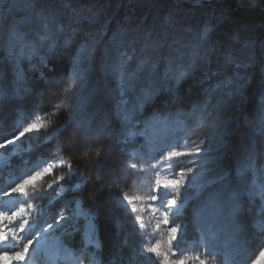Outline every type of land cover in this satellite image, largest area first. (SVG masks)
I'll use <instances>...</instances> for the list:
<instances>
[{
    "label": "rangeland",
    "instance_id": "obj_1",
    "mask_svg": "<svg viewBox=\"0 0 264 264\" xmlns=\"http://www.w3.org/2000/svg\"><path fill=\"white\" fill-rule=\"evenodd\" d=\"M219 1L221 0H209L213 4L211 12L217 16L223 15L229 23L221 29L218 35H223L233 27H241L243 35L239 43L233 44L232 51L236 58L249 63L246 69H240L241 73L246 71L248 74L243 89V99L234 100L224 110V127L221 133L226 132V147L222 159L225 167L234 169L245 154V149L254 148L255 166L260 169L264 167V136L257 134L260 127L257 109L261 103V94L264 93V3L254 0V3L249 5L245 2L243 4V0H236L245 7L241 12H237L235 7L219 4ZM27 3L28 0L0 2V136L11 135L14 126L23 128L26 123L31 122L34 118L32 114L35 112L40 116L41 131L34 132L33 135L45 139L32 142L37 145L38 150L28 143L22 147L9 145L7 150L0 149V163L2 162L0 183L3 182V186L0 187V211L24 208L25 213L22 215L29 220V225L32 227L35 224L39 225L41 208H44V217L47 222H52L53 215L61 209L64 210L63 215L72 218L66 228L51 235L45 243H41L42 248L39 247L41 244H34L30 248L35 253L32 254L31 260H28L29 264H51L44 255L40 259L38 255L41 249L47 250V248L48 259L53 264H70V260L75 264H101L95 254L100 245L93 219L94 230L89 226L88 217H93V214L84 213L78 195L69 197L67 180L55 185L53 189H48L46 183L43 185L38 183L35 189L37 198H27V202L23 196L15 194L13 198L3 196L4 188L16 183L38 163H42L43 157L53 155L51 162L55 165V171L64 174L65 177L68 175V169L66 163L62 164V158L65 162L79 161L94 172V181L90 185L92 200L98 213L111 215L109 217L116 224L117 246L125 252L128 264H141L136 256L140 240L132 218L125 210L120 196L121 194L146 196L150 185L154 184L155 180L154 172L147 167V162L150 160L155 162L164 150L162 149V137L166 127H170L169 143L178 138L188 137L189 144L191 141L204 140L205 147H207L209 134L217 124L216 119H206L205 126L198 127L195 126V122L188 116V113L192 106L204 98L205 88L215 87L217 77L212 73L220 71L231 75L233 67L223 68L222 56L219 53L214 54L210 63L197 67L191 76L180 82L176 92L179 100L176 103L169 104L168 93L161 91L154 100L146 103L142 111L134 115L132 122L127 125L122 122V117L115 115L113 101L103 94L105 89L113 88L114 84L110 77L105 76L99 59L87 73L80 96L73 95L70 99H65L64 89L68 85L63 82L67 74L71 72L72 56L77 52L78 45L89 33H95L101 29L108 19H111L112 23L108 26L104 43H107L108 37L112 35L117 22L126 17L131 18L129 23L135 27L138 17L147 16L149 23L156 20L159 24H163L164 18L171 15L174 22L169 28L180 44L174 45L172 49L165 47L162 55L175 57L177 53L174 49L182 44H188L195 35V31L188 33L179 29L187 28L188 20L210 17V12L192 5L191 0H183L181 7H175V0H173L172 4L157 8L136 7L131 0H60L58 10L49 8L45 14L56 12V25L65 29L66 36L72 37L71 47L66 51L52 54H46V50H40L31 59L24 58L19 62H14L8 55V38L11 31L17 30L22 39L31 44L37 43L39 36L43 34L38 25L21 23L27 15ZM256 8L261 14L253 13ZM73 18H79L81 23L75 24ZM89 20H95L96 23L90 24ZM73 27L79 29L75 34L72 33ZM63 39L62 36L61 43ZM102 48L103 44L101 51ZM16 51L19 52L20 49L17 48ZM24 51L27 53L30 49L25 48ZM183 51L186 55L183 60H176L177 69L182 63L186 65L189 58L187 53H190L191 49L185 47ZM41 57H44V63H41ZM56 65H59V69ZM166 67V61L161 60L157 68L160 77L164 76ZM206 73L207 79L205 78ZM93 89L101 90V95L95 100L90 99V92ZM73 91H79L78 79L73 85ZM78 99H82L86 106L81 119L86 121L88 128L94 130L102 122H107V128L103 134L98 138L92 136L86 145L83 142L89 139L90 132L80 126V121L73 123L71 128L67 127V117L70 113L75 114ZM54 104L60 107L56 108ZM166 108L174 115L167 123H164L161 122L162 118L156 119V116ZM177 112L180 114L176 115ZM190 126L194 127L196 135H189ZM182 128H184V134L181 133ZM69 136L73 138V142L67 143L66 146L65 142H68ZM77 137L79 140L76 139ZM19 144L20 142L17 141V145ZM57 145L61 150H57ZM215 147L213 143V148ZM192 159L194 158L182 157V163L179 166L173 164V171L176 172L179 167H192L193 165L188 163ZM131 163L143 165V170L138 171L126 167ZM46 180L48 183L51 182L50 178ZM102 184L105 190L98 192ZM28 190L33 191L31 188ZM70 191L75 192L76 190L70 189ZM183 198L182 195L181 200ZM252 199L254 203L246 206L248 209L246 216L249 221L254 216L258 217L260 213L258 207L261 203L260 196L257 194ZM146 204L145 198L134 201L133 206L144 207ZM182 211L188 212L187 209ZM137 215H140L142 222L146 224L148 246L159 242L162 250H165L167 229L162 227L156 230L153 227L154 217L150 211ZM82 221H85L86 225L80 240L82 243L80 254L76 255L64 243L69 241L68 239H71L70 241L74 244L79 243L78 234ZM0 227H3L5 234L8 235L7 248L5 249L3 244H0V264H19L21 259L15 253L22 251L25 233H20L13 222H0ZM189 227L191 229V225ZM90 230L91 233H89ZM42 240H44L43 234H41ZM53 244H56L59 249L56 263L50 259ZM261 249H264V234H261V230L255 224L248 223L239 237L225 229L218 232L216 254L214 258L209 259L208 264H252L253 261L258 264V261H263L259 255ZM35 254L37 256L33 260ZM52 256L54 258L56 255Z\"/></svg>",
    "mask_w": 264,
    "mask_h": 264
},
{
    "label": "snow or ice",
    "instance_id": "obj_2",
    "mask_svg": "<svg viewBox=\"0 0 264 264\" xmlns=\"http://www.w3.org/2000/svg\"><path fill=\"white\" fill-rule=\"evenodd\" d=\"M131 2L136 7L157 8L172 4L173 0H131ZM59 3L60 0H28L27 15L21 23L38 25L43 34L39 36L37 43L31 44L25 42L17 30L11 31L8 38V55L11 60L19 62L24 58L31 59L40 50H46V54H52L66 51L71 47L72 37L66 36L65 29L56 25V12L45 14L49 8L58 10ZM191 3L199 9L209 10L210 17L188 20L189 26L179 29L188 33L195 31V35L188 44H182L174 49L177 56L162 55L165 47L172 49L174 45L180 44L169 28L174 22L171 15L164 18L163 24H159L156 20L149 23L147 16L138 17L135 27L129 23L131 18L126 17L117 22L112 35L108 37L107 43H104L108 26L112 23L111 19H108L101 29L95 33H89L78 45L77 52L72 56L71 72L67 74L63 82L68 85L64 89L65 99H70L73 95L80 96L87 73L99 59L105 76L110 77L114 84L113 88L105 89L103 94L113 101L115 115L122 117V122L127 125L132 122V117L142 111L144 105L154 100L161 91L168 93L169 104L176 103L179 100L176 92L180 82L191 76L197 67L210 63L214 54L219 53L222 56L223 68L233 67L231 75L220 71L212 73L217 77L215 87L205 88L204 98L192 106L188 113L198 127H204L206 119H216L217 124L209 134L207 147L204 140L192 141L189 144L188 138H178L164 148L155 162L151 160L147 162V167L154 172L155 180L154 184L150 185L146 196L127 194L120 196L140 240L136 256L141 264H208L209 259L215 257L219 231L227 229L239 237L245 231L247 224L251 222L261 230V234H264V167L256 168L255 149L246 148L245 154L234 169L225 167L222 159L226 147V132L221 133L224 127V110L234 100L243 99V89L248 76L246 71L241 73L240 69H246L249 63L236 58L232 51L233 44L239 43L243 29L236 26L223 35H218L229 21L223 15L217 16L211 12L213 4L209 0H191ZM245 3L251 5L254 0H245ZM260 3H264V0H260ZM181 6H183V0H175V7ZM73 22L77 25L81 23L79 18H73ZM89 23L93 24L96 21L89 20ZM78 30L73 27L72 33L75 34ZM62 36L64 39L61 43ZM185 47L191 49V52L187 53L189 58L186 65L182 63L177 69L176 60H183L186 55L183 51ZM17 48L20 49L19 52L16 51ZM25 48L30 51L26 53ZM161 60H165L167 65L163 77H160L157 72ZM41 63H44V57H41ZM205 78H208L207 73ZM77 79L79 91L74 92L73 85ZM99 95L101 90L93 89L90 92V99L95 100ZM53 106L60 107L58 104ZM85 107L82 99H78L75 114L70 113L67 117L68 128H71L76 121H80V126L90 132L89 139L83 142L84 145L92 136L98 138L107 128V122H102L94 130L88 128L86 121L81 119L85 113ZM179 114V112L176 113V115ZM173 115L166 108L156 116V119L162 118L161 122L167 123ZM32 116L34 118L23 128L14 126L11 135L0 136V149L7 150L9 145L22 147L28 143L38 150L37 145L32 142L43 141L45 138L33 135L34 132L41 131V126L40 116L35 112ZM257 118L260 124L257 134L264 136V93L261 94ZM188 131L189 135H196L194 127L190 126ZM26 136L27 139H25ZM76 139L79 140L78 137ZM17 141L20 142L19 145ZM69 142H73L71 136L68 142H65L66 146ZM213 143L216 145L215 149ZM56 147L58 151L61 150L58 145ZM182 157H193L194 159L188 161L193 166L179 167L172 175H159L173 164L179 166L182 163ZM42 159V163H38L16 183L4 188L3 196L10 197L15 194L25 197L27 202V198H37L35 189L38 183L41 185L46 183L48 189H53L55 185L66 182L65 175L55 171V165L51 162L53 155L50 154ZM61 162L66 163L68 174L71 175L72 163L63 161V158ZM126 167L143 170V165L139 163H131ZM193 173L195 175H192ZM46 178H50L51 182L48 183ZM29 188L33 191H29ZM104 190L102 184L97 191ZM257 194L261 198V203L258 205L260 215L254 216L249 221L246 216L248 210L246 206L254 203L252 198ZM182 195L183 200H181ZM145 198L147 204L144 207L133 206L134 201ZM184 209L188 212L184 213L182 211ZM40 211L39 231H34L29 225V220L22 215L25 213L24 208L0 211V222H13L20 233H25L22 251L15 253L19 259H24V255L34 244L43 243L54 233L66 228L72 219L63 215L64 210L61 209L53 215L52 222H47L44 217V208ZM145 211L152 213L153 227L156 230L162 227L167 229L165 250H162L159 242L148 246L146 224L142 222L140 215H137ZM88 219L89 226L94 230L92 217L89 216ZM41 234L44 235V241H41ZM7 241L8 235L5 234V229L0 227V244H3L5 249ZM259 255L264 257V249L260 250ZM252 264H255V261Z\"/></svg>",
    "mask_w": 264,
    "mask_h": 264
},
{
    "label": "trees",
    "instance_id": "obj_3",
    "mask_svg": "<svg viewBox=\"0 0 264 264\" xmlns=\"http://www.w3.org/2000/svg\"><path fill=\"white\" fill-rule=\"evenodd\" d=\"M244 2L245 0H243V4ZM220 3L235 7L237 12H241V10L245 9V7H243L242 4H239L236 0H221L219 1V4ZM259 11L260 10L256 8L253 13L261 14V12ZM56 67L57 69H59V65H56ZM82 164L83 163L79 161L72 163V173L71 175H67L66 183L68 184L69 188V197L78 195L84 213L93 214L92 219L97 227V235L100 243V247L98 251H95V254L99 258L101 264H128V258L125 252H123L116 244V235L118 230L116 224H114L112 219L109 217L111 215L108 216L106 214H102L101 212L98 213L94 206L95 203L92 200L93 198L90 187V185L94 181V172L93 170ZM0 185H3V182L0 183ZM70 189H75L76 191H70ZM93 211L94 213H92ZM85 225L86 222L82 221L78 234L80 238L78 244H74L72 241H70L71 239H68L69 241L65 242L68 246L74 248L77 252H80L81 249L82 243L80 242V240L83 237L82 233Z\"/></svg>",
    "mask_w": 264,
    "mask_h": 264
},
{
    "label": "bare ground",
    "instance_id": "obj_4",
    "mask_svg": "<svg viewBox=\"0 0 264 264\" xmlns=\"http://www.w3.org/2000/svg\"><path fill=\"white\" fill-rule=\"evenodd\" d=\"M179 122V121H178ZM170 123V122H169ZM181 125V124H180ZM187 127V126H186ZM187 129V128H186ZM173 130V129H172ZM175 130V129H174ZM169 132H170V127H166L165 128V131H164V136L162 137V144H163V147H162V149H164L168 144H170L168 141H169ZM184 132V128H182V131H181V133H183ZM187 133V132H186ZM184 134V133H183ZM188 138V137H187ZM164 141H166V142H164ZM192 142V141H191ZM158 151V150H157ZM172 166H174V165H172ZM172 166L170 167V168H166L165 169V171H163V172H161V173H159V175H161V176H163V175H172L173 173H175L174 171H173V169H172ZM153 171V170H152ZM15 207V206H14ZM260 215V213L258 214V216ZM89 233H91V230L89 231ZM42 241H44V240H42ZM46 242V241H45ZM45 242H43V243H45ZM38 244H41V243H38ZM59 249H58V246L56 245V244H53L52 246H51V252H50V259L51 260H53L54 261V263H56L57 262V251H58ZM35 252H33V250H31V249H29V252L27 253V254H25L24 255V259H21V261H20V263L19 264H26L27 263V261L29 260V259H31V256H32V254H34ZM52 255H56L54 258H53V256ZM260 258H261V260H263V261H258V264H264V257H261L260 256ZM70 262V264H73L74 262L72 261L71 262V260L69 261ZM77 263V262H76Z\"/></svg>",
    "mask_w": 264,
    "mask_h": 264
}]
</instances>
